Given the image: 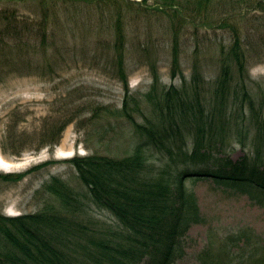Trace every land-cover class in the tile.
I'll use <instances>...</instances> for the list:
<instances>
[{
	"label": "rangeland",
	"instance_id": "374dc122",
	"mask_svg": "<svg viewBox=\"0 0 264 264\" xmlns=\"http://www.w3.org/2000/svg\"><path fill=\"white\" fill-rule=\"evenodd\" d=\"M121 0L126 45L124 70L119 67L114 49L116 31L109 15L93 16L73 6H59L61 20L80 24L74 36L83 42H73V50L62 54L52 49L43 58L42 51L30 47V63L13 62L8 47H0V173H28L20 181L0 180V212L15 216L34 213L43 206L58 201L47 192L45 184L53 176L65 180L82 198L83 220L92 227L116 225L111 214L89 202L88 190L79 181L72 157L104 154L122 158L133 153L136 145L147 139L122 114L126 75L131 92L140 109H133L139 123L146 117L155 118L153 101L171 85L192 89L194 75H201V87L206 104L218 105L213 90L222 73L223 63L233 71L232 90L221 112L213 122L211 144L214 156H230L234 160L245 154L254 155L257 142L264 158V139L258 125L264 117V0H147L137 4ZM17 8V20H42L39 6L33 0H0L1 9ZM40 14V16L38 15ZM79 20V21H78ZM85 20H90L83 23ZM99 20H104L99 23ZM91 23L92 26L85 25ZM85 25V26H83ZM38 26L25 30L23 38H38ZM244 54L243 76L231 57L236 38ZM109 40L100 43L98 40ZM32 41L31 44H34ZM98 41V42H97ZM177 44L180 60L173 73V50ZM31 57V56H30ZM248 84L254 109L243 96L240 86ZM153 92L152 97L147 93ZM135 103L130 106L133 107ZM220 109V107H218ZM259 115V117H258ZM66 123L56 144L41 145L45 130ZM9 127L16 132L18 142L1 146ZM207 123L206 134H210ZM185 150L192 149L187 137ZM21 151L19 154L15 151ZM14 152V154H13ZM213 158H211L212 160ZM183 155L170 154L165 148L149 153V167L165 174L184 165ZM210 160V161H211ZM44 166L37 167L43 163ZM189 191L194 192L200 207L202 222L195 223L185 236V254L175 264H199L203 259H218V247L232 246L239 231L264 239V191L244 185L217 182L212 177L187 178ZM242 244V242H239ZM216 246V248H214ZM239 245L231 247L237 253ZM211 252L207 256L205 253Z\"/></svg>",
	"mask_w": 264,
	"mask_h": 264
},
{
	"label": "trees",
	"instance_id": "16d2710c",
	"mask_svg": "<svg viewBox=\"0 0 264 264\" xmlns=\"http://www.w3.org/2000/svg\"><path fill=\"white\" fill-rule=\"evenodd\" d=\"M17 1V0H10ZM27 1V0H23ZM205 3L211 0H199ZM39 6L42 20H17L15 7L12 10L1 9L0 47H8L12 59L21 63L32 61L30 47L40 54L49 56L55 49L62 54L73 50V42H83L74 36L80 24L61 20L59 6H73L75 14L86 10L88 15L99 12L101 17L109 15L116 31L114 49L118 52L121 71L124 70V50L126 34L122 25L125 12L121 0H33ZM147 0L134 1L137 4ZM40 14H38L40 16ZM77 17V15H76ZM79 21V20H78ZM90 20H85L87 23ZM104 20H99L102 23ZM38 26L34 41L24 37L25 30H34ZM92 26L91 23L85 24ZM83 25V26H85ZM33 41L34 44H31ZM108 43L109 40H98ZM97 41V42H98ZM177 44L173 52V73L177 75L179 64ZM231 57L239 65L243 76L245 68L244 54L240 39L236 38L231 48ZM2 54L1 57H5ZM31 56V57H30ZM0 57V63L3 62ZM5 58H9L8 56ZM18 62V61H16ZM222 73L216 80L213 90L218 105L215 109L207 105L206 96L201 87V75H194L192 89L171 85L153 101L155 118L146 117L145 123H139L133 109H140L135 103L137 97L131 92L126 75L122 114L127 117L138 132L146 136L138 143L132 154L115 158L104 154L74 156L69 161L78 172L79 181L87 188L89 202L100 210H106L116 225L92 227L83 220L81 195L58 176H53L45 184V189L54 200L34 213L15 216L0 212V264H175L185 254V236L192 225L202 222L196 194L188 190L187 178L212 177L217 182L244 185L264 191V158L257 142L255 154H245L234 160L230 156H214L211 148L214 133L212 125L225 105L232 90L233 71L231 65L223 63ZM0 71V81L3 80ZM249 99L255 112L254 101L244 78L236 84ZM153 92H148L152 97ZM135 103L133 107L130 105ZM220 107V109L218 108ZM259 117V115H258ZM258 125V134L264 139V117ZM207 123L210 134H206ZM66 123L45 130L41 136V147L56 144ZM187 137L192 139V149L185 150ZM18 142L17 134L11 127L1 139L6 152ZM9 146V147H8ZM165 148L183 155V167H177L167 174L153 172L149 167V153L153 149ZM16 150L15 153L19 154ZM14 154V152H13ZM211 158H213L211 160ZM211 160V161H210ZM47 162L37 166H44ZM32 169L18 173H0L2 181H20ZM232 245H239L235 253L231 247L220 244L218 259H203L199 264H264V239H253L247 231H239ZM242 242V244H239ZM216 248V246H214ZM205 255H211L207 251Z\"/></svg>",
	"mask_w": 264,
	"mask_h": 264
}]
</instances>
